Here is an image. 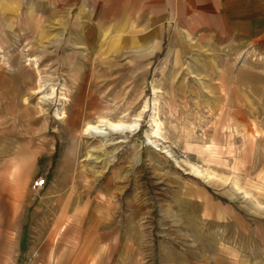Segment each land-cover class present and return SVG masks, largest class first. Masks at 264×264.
I'll use <instances>...</instances> for the list:
<instances>
[{"label":"rangeland","instance_id":"374dc122","mask_svg":"<svg viewBox=\"0 0 264 264\" xmlns=\"http://www.w3.org/2000/svg\"><path fill=\"white\" fill-rule=\"evenodd\" d=\"M152 1L0 0V138L40 165L65 151L78 193L127 186L134 223L187 183L264 207V43L207 31L189 0H166L159 20ZM99 118L138 128L104 145L82 134Z\"/></svg>","mask_w":264,"mask_h":264},{"label":"crops","instance_id":"0c3cea01","mask_svg":"<svg viewBox=\"0 0 264 264\" xmlns=\"http://www.w3.org/2000/svg\"><path fill=\"white\" fill-rule=\"evenodd\" d=\"M189 1L207 31L216 22L230 42L264 43V0ZM152 2L165 20L166 0ZM142 17L150 19L149 10ZM53 154L40 165L36 149L0 140V264H264L263 206L220 201L187 183L155 223L147 211L134 223L127 186L78 193L65 151L54 165ZM39 176L47 185L33 192Z\"/></svg>","mask_w":264,"mask_h":264},{"label":"bare ground","instance_id":"6f19581e","mask_svg":"<svg viewBox=\"0 0 264 264\" xmlns=\"http://www.w3.org/2000/svg\"><path fill=\"white\" fill-rule=\"evenodd\" d=\"M37 85L38 87H36L37 89L35 90V93L38 94V93H41L42 91L44 92V84L41 80V78L39 79V81H37ZM40 82V83H39ZM43 96V95H42ZM49 98H52V97H49L48 95H44L42 99H49ZM87 107V106H86ZM86 107L83 105V108H82V111H88L89 109H86ZM63 117L65 116H56V119L57 120H60L62 119ZM135 121H139V120H135ZM138 128V123L134 122V124H124V123H120V122H110L108 120H106L105 118H99L96 123H89V124H86L84 125V128H83V131H82V134L83 135H88V136H97V137H102L103 139H105L106 135H107V130L110 132L112 131H117V132H121V131H124V132H127V131H134L135 129ZM104 141V140H103ZM108 140L105 139V142H103V144H108L107 143ZM119 141H116L114 142L115 144L118 143ZM121 142V141H120ZM113 144V142H112ZM90 157V156H88ZM192 174H194L196 177H202L203 176V173L202 171L198 170V169H195V168H192ZM204 177V176H203ZM206 181H209L212 177L209 176V175H206L205 174V177Z\"/></svg>","mask_w":264,"mask_h":264},{"label":"built area","instance_id":"2783aa9c","mask_svg":"<svg viewBox=\"0 0 264 264\" xmlns=\"http://www.w3.org/2000/svg\"><path fill=\"white\" fill-rule=\"evenodd\" d=\"M47 185V179L46 177H36L32 180L30 184V188L33 192L41 191L44 189Z\"/></svg>","mask_w":264,"mask_h":264},{"label":"trees","instance_id":"16d2710c","mask_svg":"<svg viewBox=\"0 0 264 264\" xmlns=\"http://www.w3.org/2000/svg\"><path fill=\"white\" fill-rule=\"evenodd\" d=\"M55 158H56V153L53 155V165H54Z\"/></svg>","mask_w":264,"mask_h":264}]
</instances>
